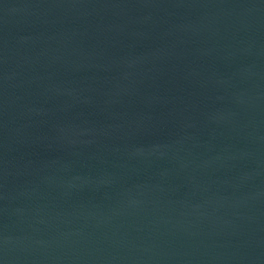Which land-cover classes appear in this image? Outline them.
Here are the masks:
<instances>
[{
  "label": "water",
  "instance_id": "obj_1",
  "mask_svg": "<svg viewBox=\"0 0 264 264\" xmlns=\"http://www.w3.org/2000/svg\"><path fill=\"white\" fill-rule=\"evenodd\" d=\"M0 264H264V0H0Z\"/></svg>",
  "mask_w": 264,
  "mask_h": 264
}]
</instances>
